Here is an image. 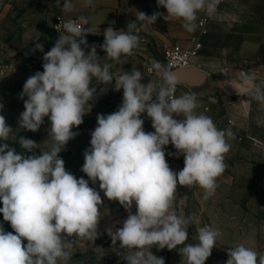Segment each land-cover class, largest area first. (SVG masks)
<instances>
[{
	"label": "clouds",
	"instance_id": "9594fccd",
	"mask_svg": "<svg viewBox=\"0 0 264 264\" xmlns=\"http://www.w3.org/2000/svg\"><path fill=\"white\" fill-rule=\"evenodd\" d=\"M219 2L157 0L166 15L157 12L148 16L137 11L135 19L127 22V30L109 25L99 47L108 60L123 65L121 57L132 55L139 44L137 22L154 24L163 16L166 21H182V27L191 33L197 28L198 14L213 16ZM56 4L64 12L73 9L71 0H63L62 4L56 0ZM85 4H91V0H85ZM87 23V18L80 16L63 22L62 30L57 27L60 35L43 55V71L28 77L19 94L24 111L18 126L35 133L47 117V131L53 141L50 150L34 154L40 144L23 135L18 138L22 151L0 143V213L14 230L6 232L0 224V264H59L71 258L69 249L75 238L94 243L100 235L98 225L104 206L101 192L128 212L122 227L106 230L114 252L126 264H165L163 257L152 252L153 247L171 251L181 245L179 254L187 264H205L220 233L201 227L196 235L198 242L187 243L193 220L176 211L177 186H199L204 190V199L214 195L216 179L227 167L225 156L230 151L228 138L232 133L219 129L211 117L196 112V93L176 95L179 78L169 67L157 62L148 69L163 81L156 89L151 80L147 85L141 83L145 74L137 68L130 72L121 69L117 76L109 63L101 65L97 45L87 42ZM35 49L43 52V45L36 43ZM227 52L222 50V54ZM252 79L245 77V82ZM93 80L105 87L113 85L117 92L123 90V97L116 111L97 115L90 147L84 152L81 171L88 177L85 179L66 170L60 153L79 135L72 129L78 128L92 110L94 104L89 102L97 98ZM249 95L264 101V90L255 84ZM145 114L153 132L144 130ZM13 131L0 114V142L9 141ZM169 144L176 149L177 157H184V167L178 172L166 161L165 148ZM89 181L92 185L98 182L99 191ZM133 205L135 214L131 211ZM227 252L226 264H264V255L258 257L256 251L243 244Z\"/></svg>",
	"mask_w": 264,
	"mask_h": 264
},
{
	"label": "rangeland",
	"instance_id": "374dc122",
	"mask_svg": "<svg viewBox=\"0 0 264 264\" xmlns=\"http://www.w3.org/2000/svg\"><path fill=\"white\" fill-rule=\"evenodd\" d=\"M125 1H128L127 5H133L139 0ZM62 12L63 9L57 6L56 0H0V69H5L4 72H0V104H3L0 114L5 116L7 124L14 130L9 136V141L0 143H8L18 151H22L18 143L21 135L40 144L34 150L36 155L50 150L53 144L47 131L50 126L47 117L45 123L35 133L24 131L18 126V118L24 111V101L20 99L19 94L28 77L37 71H43V55L58 39L52 30L53 22L56 17L62 15ZM140 23L137 22L135 30L139 34V44L133 53L163 62L162 50L160 51L153 41H147V46L142 47ZM126 24V20H122L116 28L122 27L127 30ZM102 38L104 36L89 33L86 35L87 41L95 45H100ZM36 43L43 45V52L35 49ZM248 76L253 79L246 83L245 77ZM234 79V87L228 91V104L224 108L226 119L221 121L222 129L230 130L232 133L228 138L231 147L225 156L227 167L217 178L219 182L229 180L230 184L229 187H224L220 183L217 187L220 194L217 199L219 202H215L217 203L215 206L220 211L226 209V212L233 217L232 224L242 227L243 234L234 236L220 234L205 264H226L229 258L227 250L240 244L256 251L258 257L264 255V101H257L249 95L252 84L264 90V60L262 63L260 61L249 63L245 73L235 76ZM92 85L97 87L96 100L89 102L94 104L92 110L83 117V123L78 128L72 129L79 135L70 140L65 150L60 153V157L65 161L66 170L77 178L85 179L88 177L81 168L84 164V152L90 147V134L97 126V115H107L116 111L123 97V90L117 92L113 85L105 87L97 84L95 80L92 81ZM142 118L145 121L144 130L151 132V120L146 114ZM25 154L31 155V153ZM89 185L99 191L98 182L92 185L89 181ZM100 194L104 206L101 209V220L98 225L99 237L94 243L75 238L73 247L69 249L71 258L66 262L60 261L59 264H126V261L114 252L111 238L106 231L109 228L113 230L116 226L122 227L124 219L120 225H117V220L114 221L113 216L118 215L116 211L122 215L126 210L118 202L107 200L103 192ZM184 209L183 215L192 217L191 203L185 204ZM208 223L209 221L203 219L199 221L198 226L208 227ZM0 224H3L6 232L12 229L10 223L3 220L2 213H0ZM197 230L194 229L193 237L189 235L187 243L198 242ZM245 231L248 233L244 234ZM26 243L27 241L24 240L23 244ZM85 243L98 244L99 250L81 252L80 248ZM115 247H119V242ZM180 247L182 245L171 251L167 248L158 251L156 248L153 253L158 257L161 255L165 259V264H187L186 259L179 254Z\"/></svg>",
	"mask_w": 264,
	"mask_h": 264
},
{
	"label": "crops",
	"instance_id": "0c3cea01",
	"mask_svg": "<svg viewBox=\"0 0 264 264\" xmlns=\"http://www.w3.org/2000/svg\"><path fill=\"white\" fill-rule=\"evenodd\" d=\"M127 2L125 0H91V4L86 5L85 0H72V11H63L62 15L58 17L70 19L84 16L88 20L85 28L89 34L104 36L103 32L109 25L116 30L124 29L122 27L117 29L116 27L122 20H126V22L134 20L137 11H142L148 16L157 12L167 14L166 9L158 7L157 0H139L138 3L135 2L133 5H127ZM139 32L143 38L142 47L147 46V41H153L160 51L163 50L164 46L173 44H179L184 49H191L193 46L191 41L197 38L200 39L203 50L196 60L195 66L206 75L204 87L201 90L192 92L187 87L179 86L178 96L185 93H196L199 102L196 112L211 117L216 126L222 129L223 122L221 121L225 116L224 108L228 104V91L235 84L234 77L245 73L249 63L258 61L262 63L264 60V0H226L214 15L206 35H201L198 27L190 33L182 27V21L176 19L166 21L163 16L158 17L154 24L150 21L141 22ZM102 40L104 41V38ZM103 41L100 45L103 44ZM87 42L89 45H93L92 42ZM223 49L228 50L226 55L222 54ZM88 50L86 48L85 52L87 53ZM97 55L101 65L109 63L111 71L117 76L121 73V69L130 72L133 67L146 74L148 67L159 62L154 58L133 53L130 56L121 57L125 61L123 65L116 64L106 58L105 52L99 45H97ZM159 63L163 65V62ZM150 80L154 88L158 89L162 86L159 77H148L145 81L141 80V83L147 85ZM207 108L208 111H206ZM175 118L182 119V117ZM153 131L151 124V132ZM165 152L166 161L170 168L175 172L182 170L184 157L182 155L177 157L176 149L171 144L166 146ZM220 183L224 187H229L230 181L219 182L216 179L217 187ZM217 187L214 195L204 199V190L199 186L188 188L178 185V200L175 203L178 215L184 216V205L191 203L194 229L199 230V221L206 219L209 221L208 227L218 230L221 235L243 234L242 227L232 224L233 217L231 214H228L226 209L220 211L215 206L217 204L215 202H219L217 199L220 194ZM131 211L135 214L136 207L133 206ZM116 212L118 215L113 216V220H117V225H120L122 219L127 218L128 212L126 211L122 215L118 211ZM117 228L119 226H116L113 231ZM247 233L248 231H245L244 234ZM82 246L80 248L81 252H96L99 250L98 244L85 243ZM154 250H156V247H153L152 252ZM157 250L163 251L165 249Z\"/></svg>",
	"mask_w": 264,
	"mask_h": 264
},
{
	"label": "built area",
	"instance_id": "2783aa9c",
	"mask_svg": "<svg viewBox=\"0 0 264 264\" xmlns=\"http://www.w3.org/2000/svg\"><path fill=\"white\" fill-rule=\"evenodd\" d=\"M226 2V0H220L217 11H219V8ZM215 13V14H216ZM214 14V15H215ZM213 16H208L206 13H201L198 16L197 19V27L200 31L201 35H206L208 33V26L212 22ZM70 19H78V18H70ZM70 19H66L64 17H57L54 20L52 29L53 32L56 36L59 37L60 32L57 30V27H60L62 30V25L63 22L68 21ZM59 24V25H58ZM85 27V25H84ZM192 48L191 49H184L181 45L179 44H173L170 46H164L162 50V59H163V65L169 67L172 71L173 70H178V69H185L189 68L192 66H195L196 60L200 57V53L203 50V45L200 41L199 38L193 39L192 41ZM151 67V66H150ZM147 68L146 74L143 77L142 81H145L148 77H158L155 72H149ZM4 72L5 69H0V72ZM178 89L179 87L177 86L176 90V95L178 96ZM209 109L207 108L206 111ZM225 118V117H224Z\"/></svg>",
	"mask_w": 264,
	"mask_h": 264
},
{
	"label": "water",
	"instance_id": "95a60500",
	"mask_svg": "<svg viewBox=\"0 0 264 264\" xmlns=\"http://www.w3.org/2000/svg\"><path fill=\"white\" fill-rule=\"evenodd\" d=\"M173 71L177 74L179 78V83L177 85L178 87L179 86L187 87L192 92L201 90V88L204 87L206 75L203 72H201L196 66H192L185 69L173 70ZM160 81L163 85V81L161 78ZM188 233L191 237L194 236V223L189 225Z\"/></svg>",
	"mask_w": 264,
	"mask_h": 264
},
{
	"label": "trees",
	"instance_id": "16d2710c",
	"mask_svg": "<svg viewBox=\"0 0 264 264\" xmlns=\"http://www.w3.org/2000/svg\"><path fill=\"white\" fill-rule=\"evenodd\" d=\"M9 232H14V230L13 229H11ZM15 234V233H14Z\"/></svg>",
	"mask_w": 264,
	"mask_h": 264
}]
</instances>
